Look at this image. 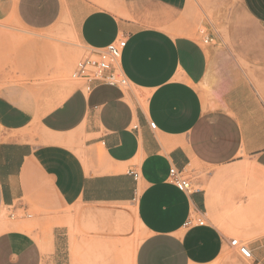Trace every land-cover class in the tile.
Segmentation results:
<instances>
[{
	"label": "crops",
	"instance_id": "1",
	"mask_svg": "<svg viewBox=\"0 0 264 264\" xmlns=\"http://www.w3.org/2000/svg\"><path fill=\"white\" fill-rule=\"evenodd\" d=\"M240 1L254 29L234 49L250 77L239 63L216 73L214 38L181 32L188 0H0V22L72 33L85 53L125 36L129 81L85 92L56 79L26 100L0 94V209L34 210L38 225L0 234V264H61L59 227L48 243L41 230L79 203L133 207L144 236L132 264H244L224 259L240 256L232 238L251 250L249 264H264V100L252 82L264 81V0ZM212 79L208 97L200 86ZM171 166L194 178L191 192L167 180ZM198 217L203 225L185 226Z\"/></svg>",
	"mask_w": 264,
	"mask_h": 264
},
{
	"label": "rangeland",
	"instance_id": "2",
	"mask_svg": "<svg viewBox=\"0 0 264 264\" xmlns=\"http://www.w3.org/2000/svg\"><path fill=\"white\" fill-rule=\"evenodd\" d=\"M106 1L110 4L118 0ZM184 18L183 34L194 37L202 45H207L204 38L211 35L214 39L210 45L221 50L217 54L216 73L223 72L227 64L239 63L250 77L249 65L234 49L236 37L254 29L240 0H188ZM70 36L34 34L17 23L1 21L0 94L16 101L26 100L28 95H36L53 80L73 81L72 71L77 60L85 55V48L77 42L74 34L70 33ZM252 82L264 100V81ZM216 83L212 79L200 88L212 97ZM18 213L22 215L23 210ZM27 213L32 217L11 219L6 208H1L0 222L8 225V230L17 228L29 232L38 225L36 211ZM54 226L59 227L57 232L62 233L63 238L61 264H132L136 246L144 236L132 206L76 204L68 208L62 218L48 222L42 228L45 243L49 242ZM45 252L48 254L49 251ZM224 259L249 264L234 249L226 250ZM213 264H220V260Z\"/></svg>",
	"mask_w": 264,
	"mask_h": 264
},
{
	"label": "built area",
	"instance_id": "3",
	"mask_svg": "<svg viewBox=\"0 0 264 264\" xmlns=\"http://www.w3.org/2000/svg\"><path fill=\"white\" fill-rule=\"evenodd\" d=\"M209 41V37L204 38V43L208 44ZM126 42V37L121 35L103 47L91 48L78 60L71 78L74 81L81 82L85 92H90L99 85L126 89L129 86V81L122 73L119 65ZM149 124L150 127L155 128L153 122ZM133 177L137 179L138 173H133ZM193 179L183 168L178 169L175 166L169 168L167 180L180 191L191 192L193 190ZM6 210L8 211V217L11 219L32 217L24 207L10 206ZM19 210H23L22 215L18 213ZM203 223L204 219L202 217L189 218L185 222V226L203 225ZM229 245L236 248L243 259L251 260L252 252L245 242L240 241L238 238H232Z\"/></svg>",
	"mask_w": 264,
	"mask_h": 264
},
{
	"label": "bare ground",
	"instance_id": "4",
	"mask_svg": "<svg viewBox=\"0 0 264 264\" xmlns=\"http://www.w3.org/2000/svg\"><path fill=\"white\" fill-rule=\"evenodd\" d=\"M108 4V3H107ZM111 6V5H110ZM109 7V6H108ZM55 136V135H54ZM57 136V135H56ZM69 141H70V139H69ZM70 143V142H69ZM100 157H103V155L102 154H100L99 155ZM137 223H138V225L140 226V223L137 221ZM9 229V226L8 225H6V224H4V222L3 221H1L0 222V233L1 232H4V231H7Z\"/></svg>",
	"mask_w": 264,
	"mask_h": 264
}]
</instances>
